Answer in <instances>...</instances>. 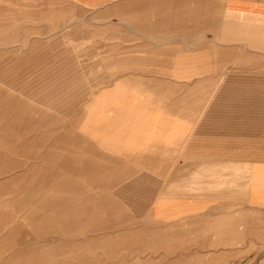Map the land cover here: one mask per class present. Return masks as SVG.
<instances>
[{
    "label": "crops",
    "instance_id": "1",
    "mask_svg": "<svg viewBox=\"0 0 264 264\" xmlns=\"http://www.w3.org/2000/svg\"><path fill=\"white\" fill-rule=\"evenodd\" d=\"M61 1L94 60L66 81L82 95L72 115L84 135L52 145L78 149L64 155L77 184L63 172L46 199L59 243L88 212L103 227L112 208L111 242L141 251L116 264H264V0Z\"/></svg>",
    "mask_w": 264,
    "mask_h": 264
},
{
    "label": "rangeland",
    "instance_id": "2",
    "mask_svg": "<svg viewBox=\"0 0 264 264\" xmlns=\"http://www.w3.org/2000/svg\"><path fill=\"white\" fill-rule=\"evenodd\" d=\"M77 13L61 0H0V264H116L112 257L118 251L141 253L136 252L140 245L111 242L118 232L112 208L104 213L103 227L96 228L90 218L94 212H88L87 228H71L70 245L59 243L64 234L57 226L61 221L53 220L52 207L47 209V195L63 185L61 173L78 172L77 163H69L73 158L64 156L78 149L54 148L53 141L66 134L67 142L77 143L84 135L72 115L82 95L78 85L66 81L90 70L84 64L93 62V56L84 57L94 43L83 40L79 46L78 20L73 18ZM255 57L247 54L250 60ZM241 66L254 71L253 61ZM229 101L248 108L251 103L252 109L258 103ZM230 117L234 125L238 117ZM236 144L231 142V151L237 150ZM90 168L95 170L94 165ZM75 173L70 174L71 182L77 184ZM103 186L110 187L111 180H104ZM80 237L86 243L76 242Z\"/></svg>",
    "mask_w": 264,
    "mask_h": 264
}]
</instances>
